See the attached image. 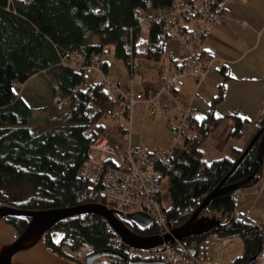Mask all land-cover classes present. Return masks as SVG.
<instances>
[{"label":"trees","instance_id":"16d2710c","mask_svg":"<svg viewBox=\"0 0 264 264\" xmlns=\"http://www.w3.org/2000/svg\"><path fill=\"white\" fill-rule=\"evenodd\" d=\"M173 2L0 0V204L27 211L107 204L101 187L80 177L79 171L89 159L96 139L110 133V128L103 124L108 120L107 115L121 111L126 117L127 110L117 96H110L103 81H91L92 74L74 68L76 60L71 56L82 55L83 64L100 56L105 72L107 62L102 56L109 45L114 47V56L125 61L131 69L140 57L160 61L171 37L166 21L159 17L171 11ZM142 17L149 26L145 39ZM38 74L49 80L53 100L60 94L67 104L63 113L48 120L46 127L33 130L28 127L32 110L15 86ZM223 87L224 84L218 86L211 107L223 100ZM224 119L213 109L203 119L196 118L195 127L191 128L195 139L176 148L169 165L159 166L164 178H168L167 185H161L160 201L174 229L182 226L217 187L247 180L257 168L264 132L242 159L241 155L253 138L244 148L231 146L222 159L211 162L204 159L200 146ZM116 120L119 118L112 121ZM234 122L232 135L239 139L245 134L246 122L240 117H235ZM125 126L120 121L114 133L121 136L127 131ZM262 128L264 114L256 125V132ZM262 172L261 167L240 189L257 183ZM233 194L234 191H230L219 195L203 212L219 217L220 226L207 234L183 240L199 250L211 234L240 238L242 253L230 264H246L260 250L262 231L247 217L235 215ZM123 220L140 235L160 234L156 226L140 232L137 226ZM29 221L30 218L25 217L7 218L6 224L19 235ZM55 232L63 234L59 244L62 249L77 250L88 245L97 252L114 249L110 240L117 235L105 218L95 214L77 215L46 235V247L52 252L62 250L54 242Z\"/></svg>","mask_w":264,"mask_h":264},{"label":"built area","instance_id":"2783aa9c","mask_svg":"<svg viewBox=\"0 0 264 264\" xmlns=\"http://www.w3.org/2000/svg\"><path fill=\"white\" fill-rule=\"evenodd\" d=\"M229 0H174L171 11L160 16L166 21L170 37L177 38L186 53L182 62L164 63L160 70V83L151 94H138L132 88L122 89L118 83L113 82L102 67L100 56L92 58L90 63H82V55H72L76 61L73 67L84 71L86 74L98 73L104 84L109 85L115 95L126 107L127 116L123 117L121 111L107 115L108 120L125 118L131 123L135 108L142 102L150 105L153 114L159 115L167 121L171 131L173 145L168 149H156L144 151L135 148L132 142L131 126H127L120 139L124 147L119 146V141L110 134L101 135L92 145V152L88 160L84 162L79 171V176L99 185L102 194L111 208L125 212H143L153 219V226L160 230V235L169 233L171 226L160 201L161 184L164 178L160 165H169V158L176 148H181L183 142L193 141L196 137L193 129L196 116L191 106L186 110H169L163 105L160 95L174 89L182 78L193 79L198 86L203 84L209 74L217 68L214 57L204 53L201 41L206 32L213 25L224 21L226 5ZM249 1V0H242ZM140 12V11H139ZM141 13V12H140ZM142 31L147 33L149 26L145 17L141 18ZM134 68V64L132 65ZM54 106L62 110L67 100L58 94L54 97ZM191 126V127H190ZM94 150L100 152V157L92 156ZM119 157V160L116 158ZM243 189L234 191L233 198L239 200L243 195ZM239 216V214H235ZM262 241L260 250L256 256L255 264H264V224L260 226ZM46 237V236H45ZM233 238L219 237L211 234L207 240L216 242L220 247H226ZM114 247L111 251L119 254L116 256H100L92 264H131L139 260H155L166 264H220L218 259L211 261L202 258L199 250L188 246L184 240H176L174 245H162L150 250H136L129 247L116 235L110 240ZM60 248V246L57 245ZM85 254L79 249L69 252L57 251L63 258L72 264H88L89 256L97 251L91 246ZM118 247V249H116ZM81 249V248H80ZM217 250V248H215Z\"/></svg>","mask_w":264,"mask_h":264},{"label":"crops","instance_id":"0c3cea01","mask_svg":"<svg viewBox=\"0 0 264 264\" xmlns=\"http://www.w3.org/2000/svg\"><path fill=\"white\" fill-rule=\"evenodd\" d=\"M225 15L222 23L209 28L200 43L201 48L215 58L217 68L200 86L190 78H182L172 91L160 95L163 105L169 110H186L191 106L196 118L201 120L207 116L209 106L218 93V86L224 84L223 100L211 109L217 116H224L225 119L200 146L207 162L222 159L231 146L244 148L257 133L256 125L264 114V0H229ZM184 52L179 42H166L165 53L168 56L163 63L179 62L184 59ZM163 63L151 73L149 81L144 79V75L137 83L132 81L126 88H132L142 95L147 92L152 94L158 85V74ZM146 69L145 67L144 73ZM150 70L152 72L153 68ZM109 72L107 63L106 73L109 75ZM147 107L148 103H140L133 115L136 113L137 117L144 118ZM235 117L246 122L245 134L239 139L232 135ZM120 121L123 120L103 121L115 140L120 138V133H114L115 126ZM124 124L126 125L125 122ZM133 129L132 126V142L136 149L149 152L156 150L143 139L135 138ZM165 144L166 149L171 147L170 143ZM262 169V177L254 185L243 189V195L236 201L235 208L239 216L247 217L259 227L264 224V160Z\"/></svg>","mask_w":264,"mask_h":264},{"label":"water","instance_id":"95a60500","mask_svg":"<svg viewBox=\"0 0 264 264\" xmlns=\"http://www.w3.org/2000/svg\"><path fill=\"white\" fill-rule=\"evenodd\" d=\"M262 128L250 141L240 159L248 152L253 143L262 135ZM264 136L259 147L257 168L247 179L231 186L217 187L209 194L192 216L180 227L171 228L169 233L163 235L143 236L132 230L123 219L130 220L143 231L153 225V219L143 212L125 213L115 210L107 204L91 203L69 208H56L27 211L7 204H0V264H72L62 256L47 249L44 238L52 230L68 218L95 214L105 218L115 233L127 244L136 250H150L158 246H172L176 240L200 236L209 233L213 228L222 224L216 215L203 214L208 204L219 195L235 191L259 171L263 164ZM30 218L26 229L19 235L6 224L7 218ZM100 256H118L111 250L97 252L87 259L92 264ZM256 257L251 258L246 264H255ZM131 264H166L155 260L133 261Z\"/></svg>","mask_w":264,"mask_h":264},{"label":"rangeland","instance_id":"374dc122","mask_svg":"<svg viewBox=\"0 0 264 264\" xmlns=\"http://www.w3.org/2000/svg\"><path fill=\"white\" fill-rule=\"evenodd\" d=\"M147 34H143V39ZM180 41L172 37L167 42L174 43ZM178 45V44H177ZM169 46V45H168ZM183 49V48H182ZM185 53V52H184ZM167 54L165 53L163 58L160 61L156 60H148L144 58H137L134 61V68L131 69L129 65L123 60L117 59L114 56V47L109 45L106 47V53L103 54L102 59L109 64V77L113 82L119 83L120 86L125 89L129 87V85L133 82L140 80V77L145 75L147 81L151 78L149 77L152 75L151 73L155 72L156 70L167 58ZM186 57V54L184 58ZM183 59L179 61L182 62ZM146 69V74L144 73V69ZM151 68H153L151 72ZM136 76V78H135ZM188 78V77H187ZM191 79V78H190ZM91 81H103L102 77L98 73H93L90 75ZM156 80V79H155ZM193 80V79H192ZM160 83V73L158 74V84ZM106 89L108 90L111 97H116L115 92L113 89L110 88L109 85H106ZM15 90L19 93L23 99L28 103L32 110V117L29 120L28 127L33 130H38L48 125V120L53 117L57 116L63 111H59L54 107L53 98H52V89L51 84L47 78L43 75H35L31 77L26 83H18L15 86ZM218 92V90H217ZM210 109L207 111L208 113L211 111V104ZM262 109L264 110V104L262 105ZM138 112V111H136ZM207 113V115H208ZM144 118L137 117L136 113L133 115L131 123L127 121L125 118H121L126 123V126L134 127V137L138 140L143 139L150 146H153L154 149H166L167 146L165 143H170V146L173 145V140L171 136V131L167 126V121L159 115H155L150 110V105L148 104L147 110L145 111ZM224 126V125H223ZM223 126L221 128H223ZM254 128V127H253ZM252 129V128H251ZM112 135L111 133H109ZM119 146L122 148L124 147L123 142L121 139H118ZM204 143V142H203ZM202 143V144H203ZM160 146V147H159ZM229 151V150H228ZM92 156L95 158L100 157V152L94 150ZM119 160V157L116 158ZM264 160V158H263ZM168 183V178H164L162 180V186L165 187ZM236 191V190H235ZM63 238V234L60 232H55L53 234V239L55 244H59ZM217 248V250H215ZM243 249V243L240 238H233L232 242H230L226 247H220L216 244V242H212L211 240H206L200 247V252L202 254V258L206 260L214 261L218 259L221 264H230L235 259H237ZM90 250L88 245L83 246L79 249V252L85 254ZM64 252H69L67 248H63ZM61 255V254H58Z\"/></svg>","mask_w":264,"mask_h":264},{"label":"flooded vegetation","instance_id":"af4514ba","mask_svg":"<svg viewBox=\"0 0 264 264\" xmlns=\"http://www.w3.org/2000/svg\"><path fill=\"white\" fill-rule=\"evenodd\" d=\"M127 220V219H126ZM129 223H131V224H133L134 226H137V225H135L133 222H131L130 220H127ZM138 227V226H137ZM138 229H139V231L140 232H145V231H143L142 229H140L139 227H138Z\"/></svg>","mask_w":264,"mask_h":264}]
</instances>
